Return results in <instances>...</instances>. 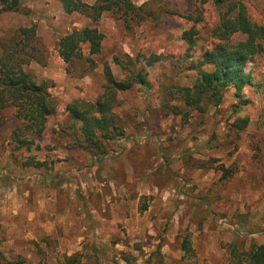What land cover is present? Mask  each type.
<instances>
[{"label":"rangeland","instance_id":"374dc122","mask_svg":"<svg viewBox=\"0 0 264 264\" xmlns=\"http://www.w3.org/2000/svg\"><path fill=\"white\" fill-rule=\"evenodd\" d=\"M130 2L141 11L128 24L111 12L97 21L66 14L60 0H20L18 12L0 13V56L16 48L19 29L34 27L24 70L58 103L29 147L13 139L15 110L0 111V264H246L264 245V41L239 96L228 87L198 112L177 91L196 79L190 60L220 43L212 30L223 10L212 0ZM242 2L264 24V0ZM85 27L103 34L101 51L89 56L83 46L67 66L57 42ZM105 66L117 81L141 72L148 87L118 92L122 136L85 149L65 106L95 102Z\"/></svg>","mask_w":264,"mask_h":264},{"label":"trees","instance_id":"16d2710c","mask_svg":"<svg viewBox=\"0 0 264 264\" xmlns=\"http://www.w3.org/2000/svg\"><path fill=\"white\" fill-rule=\"evenodd\" d=\"M66 14L78 13L99 20L104 12L117 14L125 23L137 17L136 8L130 0H96L87 5L79 0H60ZM213 4L223 10L218 25L212 35L220 43L212 50H205L195 61L190 60V68L196 72V79L191 87H183L177 92L186 107L203 112L205 106L218 105L224 90L233 87L236 96L251 80L244 67L256 55L263 51L264 24L258 25L249 17L242 0H212ZM20 0H0V13L18 12ZM194 29L183 34L188 53L195 47ZM236 35L244 40L231 42ZM19 41L16 48H5L0 56V111L6 108L15 110V119L19 125L13 132V139L20 147L34 144L29 137H40L45 130L46 120L57 112L58 103L48 91L45 82H36L24 67L34 56L31 41H35L34 27L21 28L16 36ZM104 36L96 28L85 27L61 37L57 42L59 57L67 66L82 58L81 49L87 47L88 55L100 53ZM19 47V48H18ZM29 49V52L25 50ZM17 55V56H16ZM27 56V59H26ZM190 56V55H188ZM190 58V57H188ZM89 60V59H88ZM105 85L102 94L95 102L74 100L65 106V112L74 121L79 122L82 145L85 149H101L103 141L115 140L122 136L114 108L119 104L117 93L131 89L134 84L148 87L141 72H132L123 81H117L110 68L104 67ZM262 83L264 85V78ZM248 120L242 119L235 124L236 130L247 126ZM184 251L190 252L185 243ZM246 264H264V245L254 246L245 256ZM3 264H25L19 257L17 261Z\"/></svg>","mask_w":264,"mask_h":264}]
</instances>
